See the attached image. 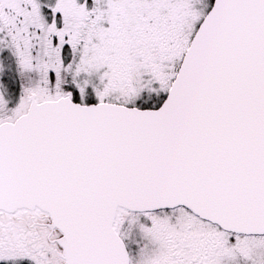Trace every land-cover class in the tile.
Instances as JSON below:
<instances>
[{
  "label": "snow or ice",
  "instance_id": "obj_1",
  "mask_svg": "<svg viewBox=\"0 0 264 264\" xmlns=\"http://www.w3.org/2000/svg\"><path fill=\"white\" fill-rule=\"evenodd\" d=\"M0 264H264V0H0Z\"/></svg>",
  "mask_w": 264,
  "mask_h": 264
}]
</instances>
